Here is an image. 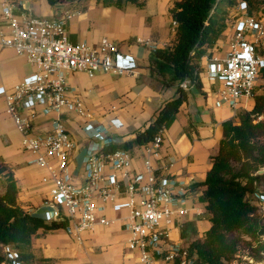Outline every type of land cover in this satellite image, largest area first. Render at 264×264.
<instances>
[{"label":"built area","instance_id":"obj_1","mask_svg":"<svg viewBox=\"0 0 264 264\" xmlns=\"http://www.w3.org/2000/svg\"><path fill=\"white\" fill-rule=\"evenodd\" d=\"M0 11L4 22L0 46L25 56L34 68L12 90L0 87V102L5 103L7 115L22 136L24 152L32 163L48 172L43 181L51 188L43 219L51 223L59 217L57 222L65 224L64 229L77 243H82L86 235L121 222L127 248L143 264H208L190 250L192 242L183 237L187 224L197 222L207 210L183 206L190 199V186L184 176L171 173L174 163L164 159L167 127L163 126L143 147L112 149L117 144L111 131L99 125L69 86L68 76L73 73H84L90 79L136 75V59L123 54L107 38L97 45L73 43L68 27L76 14L71 10L43 18L5 1ZM249 12L247 2H237L225 34V57H207L208 76L223 84L221 101L234 110L240 102L254 99L264 69V11ZM177 27L173 21V33ZM138 42L152 45L150 40ZM195 86L190 79L180 83L185 92ZM66 113L83 119L82 131L87 137L80 181L70 170L79 142L65 124ZM40 114L51 117V131L46 136L34 131ZM121 125L118 119L110 121L111 127ZM245 201L264 223V180L247 192ZM245 240L247 243L222 264H264V233ZM5 256L2 264H23L14 252L5 250Z\"/></svg>","mask_w":264,"mask_h":264},{"label":"crops","instance_id":"obj_2","mask_svg":"<svg viewBox=\"0 0 264 264\" xmlns=\"http://www.w3.org/2000/svg\"><path fill=\"white\" fill-rule=\"evenodd\" d=\"M5 1L43 18H53L71 10L76 14L68 27L73 43L97 45L102 38H107L116 43L123 54L136 59V75H99L94 79L84 73L68 76L70 88L83 99L86 109L94 114L99 125L111 131L116 144L133 140L136 133L155 120L161 106L176 97V87L164 86L151 59L155 49H167L174 40L171 10L180 0H122L120 5L116 0L110 4L99 0H0V4ZM3 23L0 11V30ZM139 39L150 40L152 45L140 44ZM226 50L224 35L199 61L200 87L195 86L186 92L187 100L165 135L164 159L174 163L171 173L184 176L190 187L203 183L211 170L212 159L223 138V124L227 121L239 124L241 115L254 106V99L242 101L234 110L230 104L221 101L219 91L223 84L208 76L207 57L217 55L223 58ZM33 72L34 68L25 56L0 46V87L10 91ZM112 119L120 120L122 125L111 127ZM64 121L79 142L70 170L80 181L87 154L83 119L66 113ZM34 131L39 136L48 135L51 117L40 114ZM0 162L14 173L19 188V205L30 215L44 218L51 188L50 183L43 181L48 172L32 163V158L24 152L22 136L7 115L3 102H0ZM201 195V191L191 192L190 199L183 206L206 208L200 201ZM108 216L114 217L113 213ZM191 225L196 231L194 238L203 237L211 226L210 215L207 213L186 227ZM188 235L193 234L189 231ZM31 253L34 264H143L127 248L121 222L86 235L82 243H77L65 229L41 230L32 240Z\"/></svg>","mask_w":264,"mask_h":264},{"label":"trees","instance_id":"obj_3","mask_svg":"<svg viewBox=\"0 0 264 264\" xmlns=\"http://www.w3.org/2000/svg\"><path fill=\"white\" fill-rule=\"evenodd\" d=\"M110 4L113 0H99ZM120 5L122 0H116ZM134 1V0H130ZM241 0H180L171 15L178 23L174 40L167 49H155L151 63L163 79L165 87H176L177 95L166 101L150 125L136 133L133 140L112 145V149L134 150L148 144L158 131L169 128L187 100L180 87L185 79L200 87L199 61L226 34L231 20V9ZM250 7L249 14L264 11V0H243ZM172 21V22H173ZM264 80V69L259 80ZM253 108L241 115L240 123L227 121L223 124V138L219 151L212 159V168L203 183L190 187L191 192L201 191L200 201L210 213L211 226L203 237L194 238L196 231L191 225L183 232L190 238V250L208 264H222L232 258L238 247L247 242L239 235L255 238L264 233V223L255 215L254 209L245 201L247 192L264 180L256 175L264 168V123L254 121L264 116V94L255 96ZM241 157L254 160L258 165L251 173L250 166L237 173L232 162ZM19 188L11 169L0 162V264L6 261L5 250L18 255L23 264H34L31 253L32 240L41 230L64 229L62 222L47 223L34 217L18 203ZM191 231L193 235H188ZM238 235V236H237Z\"/></svg>","mask_w":264,"mask_h":264},{"label":"rangeland","instance_id":"obj_4","mask_svg":"<svg viewBox=\"0 0 264 264\" xmlns=\"http://www.w3.org/2000/svg\"><path fill=\"white\" fill-rule=\"evenodd\" d=\"M264 94V80H259L258 82V86L256 88V95L255 96H259V95H262ZM255 98V97H254ZM258 122H262L264 123V116H261L259 118H257L254 123H258ZM264 141V140H263ZM264 144V142H263ZM249 159H246L245 157H241L239 158L238 160H236L235 162H232V171L233 173H237L239 172L241 169L243 168H247V167H251L250 170H251V173L255 172V169L256 167L258 168V165L255 163L254 160H250L248 161ZM263 168H260V170H262ZM259 170V171H260ZM207 213L210 215V213L207 211ZM211 217V215H210ZM208 228V225L205 226V229ZM259 234V233H258ZM238 236V235H237ZM239 237H241V240L242 241H246L245 239L248 238V235H239ZM189 238V237H188Z\"/></svg>","mask_w":264,"mask_h":264},{"label":"water","instance_id":"obj_5","mask_svg":"<svg viewBox=\"0 0 264 264\" xmlns=\"http://www.w3.org/2000/svg\"><path fill=\"white\" fill-rule=\"evenodd\" d=\"M258 175L259 176H263L264 175V170L263 171H259L258 172ZM58 220H59V217L56 218V221H58Z\"/></svg>","mask_w":264,"mask_h":264}]
</instances>
